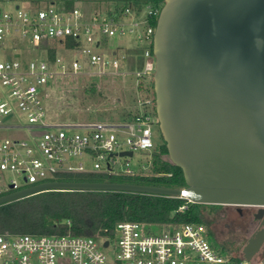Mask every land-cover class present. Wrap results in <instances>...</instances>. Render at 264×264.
<instances>
[{
  "label": "built area",
  "instance_id": "built-area-1",
  "mask_svg": "<svg viewBox=\"0 0 264 264\" xmlns=\"http://www.w3.org/2000/svg\"><path fill=\"white\" fill-rule=\"evenodd\" d=\"M98 1L108 4L102 17L88 7ZM5 2L14 3L13 9H5ZM39 2L46 6L41 8ZM69 2H73L71 8ZM146 5L147 26L136 34L137 42L143 44L140 48L144 57L143 67L133 73L136 89L141 79L153 77L156 67L152 50L157 23L154 21L158 20L163 5ZM142 10L133 0H0V128L9 126L5 125L4 118L14 111L13 105H17L31 126L43 130L33 134L31 140H0V177L6 171L14 175L8 182H0V196L57 181L53 178L60 173L100 172L115 177L151 173L134 169L130 160L121 163L119 157L124 156L116 151L122 146L119 131L129 135L128 147L123 151L134 153L156 147L152 130L156 118L154 96L138 95L135 103L138 112L128 121L116 122L55 121L48 117L44 102L56 86L53 80L80 74L85 65L98 69L85 75H109L106 67H112L115 75L127 74L123 67L128 61L127 52L112 48L109 40L126 35L125 17ZM134 26L139 27L140 22L133 23L130 33L135 32ZM69 37L79 44L68 47ZM51 48H57V54L59 49L66 55L77 50L86 56L71 59L70 64L61 63L57 55L55 59L50 58ZM41 49L49 62L36 57L29 59L26 66L23 64V51ZM105 50L112 57L108 58ZM56 63H61L60 69H55ZM83 155L94 159L92 167H87L84 161L73 160ZM18 176L24 179L26 186L19 183ZM187 208L188 205H183L180 210ZM156 225L161 226L160 231L153 230ZM209 235L204 224L138 220L118 222L111 237L72 232L0 234V264H262L264 261V257L257 254L246 259L243 251L236 255L224 253L211 243ZM107 241L109 244L105 246ZM112 245L114 255L109 256L106 249Z\"/></svg>",
  "mask_w": 264,
  "mask_h": 264
},
{
  "label": "water",
  "instance_id": "water-1",
  "mask_svg": "<svg viewBox=\"0 0 264 264\" xmlns=\"http://www.w3.org/2000/svg\"><path fill=\"white\" fill-rule=\"evenodd\" d=\"M152 50L160 130L187 186L47 181L0 196V205L45 191L100 190L264 207V0H164ZM263 243L264 228L244 257Z\"/></svg>",
  "mask_w": 264,
  "mask_h": 264
},
{
  "label": "trees",
  "instance_id": "trees-1",
  "mask_svg": "<svg viewBox=\"0 0 264 264\" xmlns=\"http://www.w3.org/2000/svg\"><path fill=\"white\" fill-rule=\"evenodd\" d=\"M73 2L68 3L71 8ZM134 5L143 8L146 4L161 6L164 0H133ZM155 23L157 20L154 21ZM79 42L67 38V46L75 47ZM136 50L142 52L138 44ZM57 48L49 49V56L55 59ZM151 82V91L148 86ZM90 90L95 91V86ZM133 99L155 97L152 78L140 80ZM138 112L132 108V117ZM131 119V118H129ZM53 120V119H52ZM154 161L151 173L138 176H109L100 172L60 173L57 181H117L136 184L184 188L187 186L182 168L175 165L168 156L166 143L153 150ZM188 205L185 210H180ZM222 205L199 204L184 197L161 196L127 191H45L0 205V234H65L95 236L98 233L111 237L120 221L138 220L152 223L193 222L204 224L209 233L214 222V212ZM213 221V222H212ZM107 230V231H106Z\"/></svg>",
  "mask_w": 264,
  "mask_h": 264
},
{
  "label": "rangeland",
  "instance_id": "rangeland-1",
  "mask_svg": "<svg viewBox=\"0 0 264 264\" xmlns=\"http://www.w3.org/2000/svg\"><path fill=\"white\" fill-rule=\"evenodd\" d=\"M94 2L92 6L88 5L92 13H98L100 17L105 15V10L108 8V4L104 1ZM14 3L5 2L4 8L12 10ZM38 5L44 8L46 5L39 2ZM56 8V6H51ZM102 9L103 11H98ZM148 11L147 5H144L143 10L138 13L126 16L124 21L126 24L127 34L124 36H117L109 40V45L112 48H118L119 51H125L128 55V61L124 64V70L128 72L125 75H115L116 71L112 67H106L105 71L110 73L103 77L85 75L87 72L95 73L98 71L89 65H85L83 71L80 74H69L65 77L59 76L52 81V84L56 86L51 89L50 95L45 102L48 117L55 121L71 120L76 122H116V121H128L131 116L129 113L132 108L135 110L136 105L133 102L136 96V76L133 74L134 71L139 70L143 67L144 57L141 51L136 50L135 45L139 44L136 40V34L138 31H144L147 26ZM140 22L139 27H135V32L130 33L129 30L133 27V23ZM141 47L143 44H139ZM108 58L112 57L108 50H105ZM58 50L57 57L61 59V63H69L71 59H82V56H86L81 51L66 52ZM23 64L26 66L27 61L33 58H40L46 62H49L47 54L44 50H31V52L23 51L22 53ZM55 64V69H60V65ZM68 64V65H69ZM151 78V77H150ZM153 78V77H152ZM151 82H148L150 91L152 89ZM92 86H95V91L90 90ZM139 95V92H138ZM137 95V96H138ZM13 112L4 118L5 127L0 128V140L7 138H26L31 140L33 134H38L43 130L33 127L29 124L27 117L21 112L17 105H13ZM155 121L152 124L153 130V141L157 148H160L165 144L164 137L160 130L158 116L156 112ZM17 126H21L18 128ZM81 131V130H79ZM118 140L122 144L121 148L116 152H122L127 149L126 140L129 135L125 132H117ZM155 147V148H156ZM154 150V149H153ZM153 150L143 149L134 152L132 157L124 156L119 157L121 163H125L130 160L131 166L134 169H141L144 171L151 172V165L153 163ZM73 160L76 162L84 161L87 167L93 166L94 159L89 155H83L74 157ZM119 166V165H118ZM0 177V182H8L14 175L6 171ZM19 183L22 186H26L24 179L21 176L17 177ZM232 208L229 205H222L221 209L217 212L216 218H211L213 223L211 224V232L209 239L211 243L217 246L224 253L238 254L243 248L247 239L251 235L244 233L240 229L235 228L233 222L236 218L235 215L228 213L226 218H221L225 213V210ZM214 217V216H213ZM231 217V218H228ZM154 231H160L161 226H153ZM109 256L114 255V246L106 249Z\"/></svg>",
  "mask_w": 264,
  "mask_h": 264
},
{
  "label": "flooded vegetation",
  "instance_id": "flooded-vegetation-1",
  "mask_svg": "<svg viewBox=\"0 0 264 264\" xmlns=\"http://www.w3.org/2000/svg\"><path fill=\"white\" fill-rule=\"evenodd\" d=\"M229 206L232 208H228L227 210H225V213L221 218H226L227 217L226 215H228V213L230 214V216L235 215V217H233L236 218L233 222L235 228L240 229L244 233H249L251 231V235L249 236V238L256 232L264 228V224L262 223L264 218L258 217V214H261L264 217V207L255 206V205H241V206L229 205ZM214 218H216V214L214 215ZM247 241L244 244L243 248L247 244ZM243 248L240 251H242ZM257 255L264 257V243L262 244Z\"/></svg>",
  "mask_w": 264,
  "mask_h": 264
},
{
  "label": "crops",
  "instance_id": "crops-1",
  "mask_svg": "<svg viewBox=\"0 0 264 264\" xmlns=\"http://www.w3.org/2000/svg\"><path fill=\"white\" fill-rule=\"evenodd\" d=\"M141 47V46H140Z\"/></svg>",
  "mask_w": 264,
  "mask_h": 264
}]
</instances>
